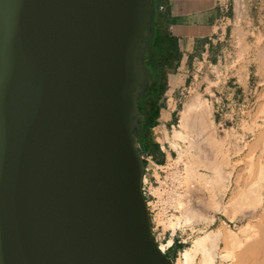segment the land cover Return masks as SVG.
<instances>
[{
  "label": "water",
  "instance_id": "95a60500",
  "mask_svg": "<svg viewBox=\"0 0 264 264\" xmlns=\"http://www.w3.org/2000/svg\"><path fill=\"white\" fill-rule=\"evenodd\" d=\"M155 0H0V264H174L143 193Z\"/></svg>",
  "mask_w": 264,
  "mask_h": 264
},
{
  "label": "rangeland",
  "instance_id": "374dc122",
  "mask_svg": "<svg viewBox=\"0 0 264 264\" xmlns=\"http://www.w3.org/2000/svg\"><path fill=\"white\" fill-rule=\"evenodd\" d=\"M220 6L223 18L218 33L207 42L197 44L183 70L188 75L183 79L182 101L169 132L173 154L164 164H145L142 189L150 212L152 232L159 247L164 246L162 251L174 259V264H185L182 252L205 233L221 231L223 235L230 229L238 231L242 224L235 225L232 216L240 218V214L257 209V204L253 203L255 199L248 200L250 205L243 203L244 199H249L248 195L247 199L244 197L241 203L239 201L246 193L243 188L259 182L260 165L264 164L261 151L264 146V56H260L264 51V0H223ZM178 63L179 60L175 59L173 66ZM182 118L190 119V123L183 124L185 119ZM146 136L149 137L148 131ZM197 147H201V151ZM214 156L217 165H213ZM206 163H211L212 167ZM208 167H216L217 175L215 169ZM199 171L205 178L197 174ZM219 173L225 176L221 175L225 184L223 180L220 181L223 184L218 183L221 179ZM193 174L201 178L193 177ZM194 183H200L199 187L202 183L203 189ZM263 183L264 180H260V184ZM190 210L193 218L187 219ZM257 211V221L262 226L264 208L259 206ZM247 212L243 215L246 216ZM224 242L219 240V247L223 246L222 249L218 247L219 252L228 251L227 242ZM228 246L230 249V243ZM200 254L192 264H201L203 254Z\"/></svg>",
  "mask_w": 264,
  "mask_h": 264
},
{
  "label": "crops",
  "instance_id": "0c3cea01",
  "mask_svg": "<svg viewBox=\"0 0 264 264\" xmlns=\"http://www.w3.org/2000/svg\"><path fill=\"white\" fill-rule=\"evenodd\" d=\"M157 1L161 0H155L153 16ZM222 2L223 0H166V3L162 1L159 5L161 11L166 7L168 9V30L175 39L176 60H179V63L168 69L165 90L157 98L148 94L155 82L150 77L149 69L146 66L149 85L146 93L139 99L140 101L143 98L141 109L139 108L141 129L138 139L145 164L147 162L157 165L164 164L173 154L169 132L182 101L181 93L185 88L183 79L188 75L183 70L187 60L196 51L197 44L207 42L218 33L223 18L220 6ZM151 24L147 50L154 48L155 52H159L163 48L158 37L153 36L154 28ZM147 109L150 110L148 111L151 113V118L144 124L142 123V119L144 120L142 114ZM146 131H148L149 137L146 136Z\"/></svg>",
  "mask_w": 264,
  "mask_h": 264
},
{
  "label": "bare ground",
  "instance_id": "6f19581e",
  "mask_svg": "<svg viewBox=\"0 0 264 264\" xmlns=\"http://www.w3.org/2000/svg\"><path fill=\"white\" fill-rule=\"evenodd\" d=\"M264 49V48H263ZM260 56H264V51L262 50L261 52H260ZM150 91V90H149ZM191 110V109H190ZM193 111V110H192ZM183 114H185V115H187L186 113H183ZM200 113H198V115H199ZM185 115H184V117H185ZM202 115H204V114H202ZM182 116V115H181ZM201 117V116H200ZM189 118V117H188ZM187 118V119H188ZM183 120L185 119V118H182ZM181 119V120H182ZM200 119H202V118H200ZM204 120V119H203ZM181 122H183V121H181ZM188 122V123H187ZM199 122V121H198ZM189 124L190 123V119H189V121H187L186 119H185V121H184V123L183 124ZM186 124V125H187ZM176 131V130H175ZM175 133V132H174ZM181 135V134H180ZM179 136V135H178ZM208 135L206 134V138L208 139V137H207ZM206 139V140H207ZM208 140H210V139H208ZM141 141V140H140ZM175 143V142H174ZM208 143V142H207ZM210 143H211V141H210ZM209 143V144H210ZM209 144H208V146H209ZM215 144H216V142H215ZM243 144H245V143H243ZM217 145V144H216ZM228 145V144H227ZM215 146V145H214ZM176 147V146H175ZM195 147V146H194ZM210 147V146H209ZM228 147V146H227ZM226 147V148H227ZM174 148V147H173ZM198 148V147H197ZM201 148V147H200ZM200 148H198V149H200ZM233 148V147H232ZM212 149H215L214 147H212ZM211 149V150H212ZM203 150V149H202ZM210 150V151H211ZM216 150V149H215ZM241 150V149H240ZM239 150V151H240ZM177 151V150H176ZM197 151V150H196ZM200 151H201V149H200ZM262 152H263V154H264V146L262 147V150H261ZM198 152V151H197ZM203 153H205V152H203ZM227 153H228V151H227ZM234 153V152H233ZM232 153V154H233ZM237 153H238V151H237ZM200 154V153H199ZM195 155H197V154H195ZM262 155V154H261ZM198 156V155H197ZM205 156H207V155H205ZM253 157V156H252ZM259 157V156H258ZM169 158V157H168ZM247 158V157H246ZM204 159H206L205 161L207 162V158H204ZM214 160H212L213 161V165L215 164V165H217V163H214L216 160H215V156H214V158H213ZM216 159H217V157H216ZM251 159V157L249 158V160ZM254 159V158H253ZM195 160V159H194ZM209 161H210V159H208ZM261 160V158L259 157V161ZM204 161V160H203ZM202 161V162H203ZM211 161V162H212ZM241 161V160H240ZM201 162V163H202ZM220 162H221V160H220ZM228 162V161H227ZM229 163V162H228ZM238 163V162H237ZM250 163H252V166H253V161L252 162H250ZM202 164H204V163H202ZM225 164V163H224ZM260 164V163H259ZM205 165V164H204ZM207 165H209V164H207L206 163V166ZM210 165H212L211 163H210ZM209 165V166H210ZM221 165V164H220ZM220 165L218 166V167H220ZM229 165H231V164H229ZM205 166V167H206ZM222 166V165H221ZM226 166V165H225ZM251 166V167H252ZM261 166V170H260V172H259V176H260V180L262 181V180H264V164H263V166H262V164L260 165ZM210 167H212V166H210ZM210 167H208L209 169H211ZM207 168V167H206ZM216 168V167H215ZM215 168H213V169H211V170H214ZM233 168H234V166H233ZM248 168V167H247ZM260 168V167H259ZM232 169V168H231ZM249 169V168H248ZM218 170V169H217ZM216 169L214 170V173L217 171ZM221 170V169H220ZM247 170V169H246ZM256 170V169H255ZM193 171V170H192ZM250 171H251V168H250ZM226 172V171H225ZM231 172V171H230ZM249 172V171H248ZM252 172V171H251ZM194 174H195V172H193ZM213 173V174H214ZM256 173V172H255ZM194 174H193V177H199V178H201L202 176L201 175H203V172L201 173L200 171L197 173V174H201L200 176L199 175H197V176H194ZM216 175H217V173H215ZM206 176H207V174H205ZM212 175V174H211ZM219 175L221 176V175H223V173L221 174V173H219ZM225 175H226V173H225ZM234 175V174H233ZM248 175V174H247ZM204 176V175H203ZM224 176V175H223ZM251 176H252V174H251ZM218 177V176H217ZM225 177V176H224ZM241 177V176H240ZM245 177V176H244ZM203 178V177H202ZM204 178H205V176H204ZM210 178V177H209ZM211 178H212V176H211ZM219 178V177H218ZM192 178H190V180H191ZM195 179H197V178H195ZM194 179V180H195ZM225 179V178H224ZM146 180V179H145ZM193 180V181H194ZM213 180V179H212ZM218 179H216V182H218V183H221V184H223L222 182H220L221 180H223V178H222V176H221V179L220 180H218ZM226 180H228V179H226ZM239 180V179H238ZM260 180H259V182H258V180L257 181H255L254 183H252L251 184V182L249 183L248 182V184H251L250 186H247V188L245 189V188H243L244 190H245V192L247 193H245V196L243 195V198L241 199V201H239L240 203L243 201V199H244V197H246L247 195L249 196V199H247V197H246V199H247V201L244 199V201H243V203H248V200H251L250 202H252V200L253 199H255V200H253V203L254 204H257V209H259V206L261 207V209H263L264 208V183L263 184H260ZM192 181V180H191ZM197 181H198V179H197ZM209 181V180H208ZM224 181V180H223ZM230 181V180H229ZM205 182H206V180H205ZM204 182V184L205 185H207L206 183ZM213 182V181H212ZM214 182H215V179H214ZM226 182L224 181V184H225ZM229 183V182H228ZM231 183V182H230ZM238 182H236V184H237ZM195 184V183H194ZM200 183H198L197 185L195 184V186H197V187H199L198 185H199ZM214 184V183H213ZM216 184V183H215ZM220 184V185H221ZM239 184V183H238ZM203 184L201 183V186L200 187H202V189H203V186H202ZM234 185V184H233ZM262 185V186H261ZM222 186L223 185H221V188H222ZM240 186V185H239ZM191 187V186H190ZM199 187V188H200ZM225 187V186H224ZM237 187V186H236ZM239 188H241V187H239ZM194 189H195V187H194ZM197 189V188H196ZM195 189V190H196ZM243 189H241V190H243ZM192 190H193V188H192ZM199 190V189H198ZM200 190H201V188H200ZM239 191H240V189H239ZM202 192V191H201ZM226 192V191H225ZM144 193V192H143ZM222 193H223V191H222ZM241 193H243V192H241ZM193 194H195L194 192H193ZM235 194V193H234ZM251 197H252V199H251ZM234 199H236V197L234 198ZM234 199H232V200H234ZM229 202H231V201H229ZM235 203V202H234ZM237 203V202H236ZM253 203H252V205H253ZM211 204V203H210ZM231 204V203H230ZM238 204V203H237ZM246 204H243V205H245V206H247ZM249 205H250V203H248ZM189 205V204H188ZM187 205V206H188ZM191 205V204H190ZM219 205H222V204H219ZM224 205V204H223ZM222 205V206H223ZM233 205H235V204H233ZM248 205V206H249ZM186 206V207H187ZM193 206V205H192ZM240 206V205H239ZM248 206H247V208H248ZM254 206V205H253ZM252 206V207H253ZM256 206V205H255ZM254 206V207H255ZM191 207V206H190ZM189 207V208H190ZM220 207V206H219ZM236 207H238V206H236ZM242 207V206H241ZM250 207V206H249ZM239 208V207H238ZM243 208V207H242ZM242 208H241V210H242ZM245 208V207H244ZM192 209V208H191ZM224 209V208H223ZM226 209V208H225ZM240 209V208H239ZM257 209H253L252 208V213H248L247 211V213L248 214H246V216L245 215H243V214H245L246 212H244V209H243V214H240L242 217H240V218H234L233 216H232V218L233 219H231L232 221H233V223L235 224V225H238L239 223L240 224H242V225H240V227H238L239 228V230L238 231H235L234 229H230L229 231H227L228 232V234H227V232L225 233V231H224V234L223 235H221V231H217V233H215V232H208L207 234L205 233V235L203 236V237H201L200 239H198L196 242H195V244L192 246V247H187V249H185L183 252H182V254H183V262L185 263V264H192V262L194 261V259H195V257H196V255L199 253V252H201L202 254H203V256H202V260H201V264H217L218 262H219V264H264V225H263V223H262V226L260 225V224H258V221H257V218H258V211H257ZM187 210V209H186ZM194 209H192V212H194L193 211ZM188 211V210H187ZM218 211H219V209H218ZM226 211H228V210H226ZM225 211V212H226ZM224 212V213H225ZM242 213V212H241ZM235 214V213H234ZM261 214H263V213H261ZM260 214V215H261ZM191 215V210H190V212L188 213V214H186V216H189V217H186L187 219H190V217H192V216H190ZM196 215V214H195ZM260 217V216H259ZM193 218V217H192ZM213 218V217H212ZM211 218V219H212ZM256 219V220H255ZM214 220V219H213ZM254 220H255V222H254ZM262 220H264V219H262ZM227 223V222H226ZM233 225V224H232ZM233 227V226H232ZM228 229H229V227H228ZM227 229V230H228ZM256 229L257 230H261L262 231V233H259L258 234V232L256 231ZM220 230V229H219ZM225 240L226 242H227V245H226V247H228V251L226 250L225 252H219V250H218V247H219V240ZM172 240H170V242H171ZM226 242H224V244H226ZM230 243V249H229V243ZM161 248H162V250L164 251L165 250V248H164V246L163 245H161ZM220 248V247H219ZM222 248H223V246H222ZM222 248H220V249H222ZM225 248V247H224ZM226 249V248H225ZM224 251V250H223ZM202 254H200V255H202ZM170 257V256H169ZM174 260V259H173ZM197 261V260H196ZM199 261V260H198ZM218 261V262H217ZM200 263V262H199ZM182 264V263H181ZM197 264V263H196Z\"/></svg>",
  "mask_w": 264,
  "mask_h": 264
},
{
  "label": "trees",
  "instance_id": "16d2710c",
  "mask_svg": "<svg viewBox=\"0 0 264 264\" xmlns=\"http://www.w3.org/2000/svg\"><path fill=\"white\" fill-rule=\"evenodd\" d=\"M162 1L166 3V0L156 2V10L151 25L154 28L153 36L158 37L163 50L155 52L154 48H148L146 53V66L149 69L150 77L155 82L148 94H152L156 98L164 92L167 71L169 68H172L173 62L176 59V42L168 30V9L166 7L163 11L159 10V5ZM141 100H143V98ZM141 100L139 101L140 109Z\"/></svg>",
  "mask_w": 264,
  "mask_h": 264
},
{
  "label": "flooded vegetation",
  "instance_id": "af4514ba",
  "mask_svg": "<svg viewBox=\"0 0 264 264\" xmlns=\"http://www.w3.org/2000/svg\"><path fill=\"white\" fill-rule=\"evenodd\" d=\"M149 109H147V111L143 112L142 116L144 118V120L142 119V123H146L147 121H149V119L151 118V113L148 111Z\"/></svg>",
  "mask_w": 264,
  "mask_h": 264
}]
</instances>
